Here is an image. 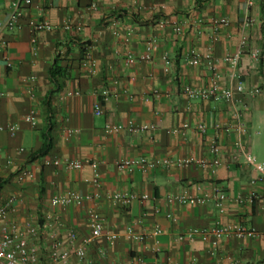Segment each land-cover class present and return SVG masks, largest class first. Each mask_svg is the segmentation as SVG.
Returning <instances> with one entry per match:
<instances>
[{
    "label": "crops",
    "instance_id": "crops-1",
    "mask_svg": "<svg viewBox=\"0 0 264 264\" xmlns=\"http://www.w3.org/2000/svg\"><path fill=\"white\" fill-rule=\"evenodd\" d=\"M13 5L14 0H0V40L7 45L0 54V128L4 129L0 204L11 196L18 199L9 224L17 231L37 228V236L26 237L36 248L39 263L52 264L50 253L68 248V237H76V245H81L91 236L92 213L98 212L104 232L117 234V239L112 246L104 238L92 243L88 248L92 264L130 262L140 256L147 264H167V259L171 264H264L262 236L223 238L216 248L200 239L179 240L194 228L235 223L264 234V180H258L242 157L244 151L264 162V0H255L251 8L246 0H33L23 9L20 28L3 29ZM248 17L255 20L250 27L244 25ZM221 18H227L229 26L215 27ZM34 19L47 20L53 29L35 35L30 28ZM160 21L167 25L159 27ZM65 22L82 28L66 32ZM243 37L246 53L236 71L239 78L232 79L233 70L224 57L238 50ZM149 43L155 45L152 61H140ZM89 45L94 46L93 75L84 67ZM253 52L259 53L258 61ZM208 53L214 57L222 88L243 83L245 90L235 100L191 99L185 94L187 87L206 88L212 82L207 64H190ZM130 54L134 58L127 62ZM56 57L67 73V79H58L61 88L51 74ZM8 62L13 63L11 68ZM114 81L117 86H112ZM109 88L110 99L103 101ZM68 91L80 94L66 97ZM97 100L101 116L94 114ZM32 112L35 126L26 121ZM129 120L151 128L141 133L105 132L107 124ZM9 127L16 130L10 132ZM44 132L50 135V147L44 157L36 158L33 154L44 146ZM213 140L220 148L216 173L197 164L152 173L119 172L115 166L122 158L174 162L193 157L211 162ZM68 161L88 164L74 171L68 169ZM92 162L99 164L101 198L79 207L53 208L51 200L69 191L93 192ZM20 169L32 171L34 179L19 183ZM214 183L230 198L223 213L213 202L166 204L167 197L185 191L209 194ZM120 192L147 194L150 199L123 206L111 198ZM155 226L162 229L151 236L156 238L144 243L128 238L129 231L154 233ZM101 249L105 257L99 256ZM67 264L80 262L72 257Z\"/></svg>",
    "mask_w": 264,
    "mask_h": 264
},
{
    "label": "built area",
    "instance_id": "built-area-1",
    "mask_svg": "<svg viewBox=\"0 0 264 264\" xmlns=\"http://www.w3.org/2000/svg\"><path fill=\"white\" fill-rule=\"evenodd\" d=\"M33 0H14V5L11 14L9 15L6 22L3 24V29H17L20 28V19L24 15V7L31 6ZM248 8H251L255 4V0H246ZM255 23V20L252 17L246 18L244 25L250 27ZM167 25L166 21H160L159 27L163 28ZM215 27L229 26V20L227 18L217 19L214 22ZM30 28L32 32L36 35L43 31H51L53 26L47 20H38L34 19L30 22ZM82 28V25L73 26L69 22L64 23V30L66 32H73ZM177 32H181V29L178 26H175ZM36 39L33 38V43ZM247 38L243 37L240 43L238 50L234 54H228L224 57V62L228 64L232 70V79L239 78V75L236 73L240 61L246 53V43ZM6 42L0 40V54H2L6 48ZM155 47L153 43L148 44L147 52L140 57V61L150 62L152 61L151 50ZM93 45H89L85 50L84 55V67L88 70L90 75L94 73L95 60L93 57ZM254 60L259 59V53L253 52L251 54ZM133 55L130 54L127 58V62L133 60ZM203 63L207 64V67L213 73V80L210 85L206 88H185L184 92L188 98L194 99L199 98L202 100H212L219 99L223 97L227 101L235 100L237 94H242L245 90V87L242 82H239L238 85L230 88H222L220 83L217 81V71L216 63L214 57L211 53H208L204 57H195L191 60L190 64L194 67H200ZM8 67L13 66L12 62H8ZM118 82L114 81L112 86H117ZM30 92V91H29ZM111 88L107 89L104 92L102 97L103 101H108L111 96ZM79 92L68 91L66 97H72L74 95H79ZM98 95V99H99ZM94 114L96 116H101L103 113L102 105L99 100L93 106ZM26 121L32 125H36V117L32 112L26 117ZM187 127V125H186ZM151 128L150 125H137L133 120H129L123 124H107L105 126V132L109 135H117L122 133L124 130H129L133 133H141L148 131ZM3 128H0V131H3ZM10 132L16 130L15 127H9ZM74 133V131H71ZM23 152L24 149H21ZM210 151L214 156L211 162L207 161H197L195 158H181L177 159L174 162L168 160H151L147 158H122L116 161L115 166L119 172H134L140 171L142 173H152L158 171L160 168H169L172 166L178 168H188L197 164L199 167H212L213 173H216L217 168L221 165L219 155L220 148L213 140L210 144ZM242 157L249 166H251L257 173L258 180H264V162L258 161V159L251 153L242 151ZM49 164V163H47ZM88 164L81 161H68L67 167L70 170L81 171L83 167ZM54 165H59V161L54 162ZM92 170L94 172V177L92 180L93 192L91 194L83 195L75 191H69L66 194L60 197H54L50 204L53 208L60 207H69V206H82L84 203H94L101 198V188L102 181L98 173L99 164L97 162L90 163ZM17 180L19 183H27L34 179V173L27 169H20L17 173ZM112 200L119 205L129 206L133 201L138 200L141 203H144L150 199L149 195L144 194L141 196H136L132 193H115L111 196ZM229 195L225 190L218 184L214 183L212 185L211 192L209 194H203L201 196L194 195L188 191L180 193L175 196H169L166 199L167 205L179 204V205H206L209 202H213L217 207L220 213H223L225 204L229 201ZM18 199L15 196L7 198L2 204H0V264H40L37 250L35 247H32L28 244V236L35 237L38 235L36 227L30 226L29 229L24 231H17L16 228L12 227L9 224V218L12 214L16 212V204ZM167 218L171 219V214H167ZM104 219L98 212L92 213L91 216V236L86 238L81 245H76V237H68L69 247L64 250H59L54 248L50 253V259L52 264H67L72 257L77 258L80 264H92L88 258V248L89 246L97 241L98 239L104 238L109 245H114L117 234L114 233H105L104 232ZM162 233V229L159 226H155L154 233L145 232L140 235H136L133 232L129 231V239L137 241L140 243L146 242L148 239L156 238L151 237L152 235H159ZM264 234H260L255 228L244 225L243 223H235L231 225H217L207 228H194L188 231L186 234L179 237L180 241H194L195 239H200L206 243H209L213 248L218 247L219 243L223 238H235L237 240H255L256 238ZM157 251V250H155ZM100 257L106 256V251L104 249L99 250L98 252ZM167 264H171L170 259H167ZM115 264H147L143 257H136L130 262H117ZM152 264H161L159 262H154Z\"/></svg>",
    "mask_w": 264,
    "mask_h": 264
},
{
    "label": "trees",
    "instance_id": "trees-1",
    "mask_svg": "<svg viewBox=\"0 0 264 264\" xmlns=\"http://www.w3.org/2000/svg\"><path fill=\"white\" fill-rule=\"evenodd\" d=\"M84 55H85V54H84ZM59 58H60V57H56L55 62H54V64H53V69H52L51 74H52V78L54 79V81H56V85H57V87H58V88H61V84H60V82L58 81V79H59V78L67 79V73H66V71H65L66 69L63 70L62 67H60V66L58 65ZM42 136H43V139H44V146H43V148H42L39 152L33 154L34 157H36V158H37V157H38V158H40V157H44V156L47 154V152H48V150H49V147H50L51 138H50L49 133L44 132ZM2 183H3V182H2ZM1 188H2V186H1V184H0V190H1ZM155 196H156L157 198L160 197V193H159L158 190L155 191Z\"/></svg>",
    "mask_w": 264,
    "mask_h": 264
}]
</instances>
